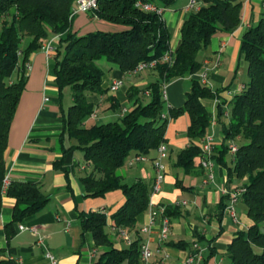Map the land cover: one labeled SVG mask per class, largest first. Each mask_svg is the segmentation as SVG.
Here are the masks:
<instances>
[{"label": "trees", "instance_id": "obj_1", "mask_svg": "<svg viewBox=\"0 0 264 264\" xmlns=\"http://www.w3.org/2000/svg\"><path fill=\"white\" fill-rule=\"evenodd\" d=\"M74 0H0V210L5 195L14 200L12 220L6 225L7 237L12 225L42 211L49 201L32 183L9 182L2 193L5 179L4 153L8 134L23 91L25 64L31 53L40 50L50 35H64L54 54V82L59 94L65 87L71 90L72 104L62 110L63 134L74 141L72 149L83 155L85 175L81 178L85 195L101 198L120 190L123 205L112 215L102 211L80 214L82 229L91 235L94 246L105 248L93 264H141L140 243L135 240L116 248L105 229H131L136 217L149 205L151 186L143 181L122 182L117 171L127 159L147 156L164 143L168 117L163 113L162 92L171 81L199 73L198 59L211 38L218 33H232L240 23V0H201L203 5L192 11L180 28V40L172 53V64L161 62L169 52L170 32L161 16L135 7L137 2L167 9L176 0H99L91 17L123 27L116 33L94 32L83 36L71 33L70 18ZM264 6V0H263ZM14 13L11 14V10ZM240 52L246 63V82L240 94L218 105V118L223 106L229 108V124L223 126L220 154L228 152L227 142H237L230 173L246 179L240 198L246 206L252 225L239 233L229 244L227 264H264V12L258 22L248 28L242 38ZM158 60L153 70L158 80L144 89H133L131 108L118 120L104 124H83L94 112L88 95H101L103 72L98 62L105 61L123 73H132L137 64ZM16 81H12L14 72ZM148 92V101L138 97ZM214 94L199 81H193L181 108L169 110V117L189 116L187 137L189 146L179 152L175 166L190 170L200 157L199 143L205 137L210 119L202 101ZM114 110L118 104L112 103ZM121 112V110H120ZM62 144V141L60 140ZM215 159V156H213ZM169 209H165L168 218ZM116 236H119L115 232ZM0 264H18L1 259Z\"/></svg>", "mask_w": 264, "mask_h": 264}, {"label": "crops", "instance_id": "obj_2", "mask_svg": "<svg viewBox=\"0 0 264 264\" xmlns=\"http://www.w3.org/2000/svg\"><path fill=\"white\" fill-rule=\"evenodd\" d=\"M240 1L238 27L232 33L214 35L209 45L198 54L202 70L207 71L206 88L214 94L213 99L202 101L210 119L205 137H214L213 183L202 185L204 173L198 166V160L188 171L175 166L177 154L190 144L187 137L190 121L187 114L169 117L170 109H178L184 105L186 93L193 81H199L201 70L195 75L175 79L164 88L163 113L168 117L164 133L167 158L163 162L166 169L161 189L155 194L150 193L149 203L153 209L161 206L169 209L167 240L162 245L158 243L159 219L148 226L149 206L136 217L135 225L125 230L126 238L116 236L110 220L107 222L105 231L116 248L135 240L148 244L153 252L149 264H227L229 244L252 225L241 198L234 206L235 221L226 210L229 204L228 192L243 188L246 179H238L236 174L229 172L233 165L229 152L220 154L222 128L229 124L230 118L227 105L223 106V115L218 118V105L222 102L229 103L243 90L247 67L240 52L241 38L264 12L263 0ZM188 2L189 0H176L173 6L164 9L162 15L170 32L171 54L179 43L182 23L192 12L186 10ZM202 5L199 0V7ZM14 12L12 9L11 14ZM70 30L72 34L83 36L97 31L116 33L124 28L88 14H77L72 19ZM63 38L64 35L49 36L46 42L54 47L50 55L42 50L29 55L30 69L25 72L23 91L9 129L4 153L5 178L8 182L35 184L49 197V201L39 213L25 218L21 223L13 224L14 233L7 237L6 225L12 220L14 200L3 196L0 210V260L11 259L18 264H49L45 258L47 250L55 257L57 264H93L106 249L94 246L91 235L82 229L80 214L102 211L110 216L125 201L120 190L109 192L101 198L85 195L81 183L86 170L83 155L71 148L74 141L66 135L62 136V110L66 112L72 104L71 91L64 98V89L59 94L54 82L55 48ZM98 67L103 72L104 93L88 95L87 101L94 106L95 118H89L83 124L85 127L118 120L120 110L131 108L135 101L131 99L133 89L142 90L158 80L154 71L132 74L123 73L114 65L103 63ZM17 77L16 71L12 75V81H16ZM115 82L121 84L112 92L109 88ZM138 98L143 103L148 101V95ZM112 103L118 104L119 109L114 110ZM229 143L237 142L229 141L227 146ZM155 156V151H152L148 159ZM127 161L117 171L122 182L132 184L143 181L151 186L154 178L151 163L134 162L129 166ZM19 225L26 227V230L19 231ZM146 226L149 227L148 231L142 233L141 228ZM31 228H36L38 235L33 234ZM261 228L264 231V225ZM38 236L43 237L42 245L36 244ZM191 255H198L200 260L189 263L187 259Z\"/></svg>", "mask_w": 264, "mask_h": 264}, {"label": "built area", "instance_id": "obj_3", "mask_svg": "<svg viewBox=\"0 0 264 264\" xmlns=\"http://www.w3.org/2000/svg\"><path fill=\"white\" fill-rule=\"evenodd\" d=\"M99 0H74L70 18H73L77 14H88L92 15V13L97 9ZM135 7L142 9L146 12H152L157 14L158 16L163 15L164 9L158 8L152 4L149 3H141L137 2L135 4ZM199 7V0H189L188 5L186 6V10L188 11H194L198 9ZM40 50L45 52L47 55H50L54 51V47L51 45L50 42H44L41 45ZM173 56L170 52H167L162 58L161 62L172 64ZM158 60H151L146 62H140L137 64L135 69L133 70L132 74H138L145 71H150L155 68L157 65ZM25 71H28L30 69V64L27 62L24 66ZM199 81L202 86H207V71L202 70L199 74ZM120 82H115L111 85L109 88L110 91L114 92L116 91L119 86ZM145 95H148V92L145 93ZM165 98V92L163 90L162 92V99ZM45 101H47V98H45ZM128 109H122L121 114H125ZM163 119L166 117L165 114H162L161 116ZM90 118H95V114L92 113ZM213 136L204 137L200 143H199V150H200V157L198 159V166L201 168V170L204 173V178L202 180V185H208L213 183L214 180V174H213V167H214V141ZM237 150V146L233 143L228 144V152L233 156ZM156 156L152 159H148L147 156L143 155H136L132 156L128 161L127 165L131 166L134 162H146L149 161L152 165V168L154 170V178L151 185V194L157 193L161 189V184L165 176V164L164 160L167 158V152L166 147L164 143H161L156 149H155ZM8 180L5 178L2 183V193L4 194L8 187ZM242 189H238L232 192H228V198H229V204L226 207V210L229 214V216L232 218V220H236V215L234 211V206L237 202V200L240 198L242 194ZM224 194H227L225 192ZM150 207V213H149V227L155 224L157 219H159L160 222V230H159V244L162 245L168 238L169 235V219L165 216V208L164 207H157L153 209V206L149 203L148 205ZM143 227L141 228L142 233H146L149 229V227ZM19 231L26 230V227L19 225L18 226ZM114 232H117V234L120 237L126 238V231L124 229H113ZM31 231L33 234L38 235L36 228H31ZM43 243V237L38 236L36 244L42 245ZM153 252L150 250L148 244L146 243H140L139 246V257L141 264H149V260L152 258ZM45 258L48 260L49 264H57V261L55 257L48 252L45 251ZM200 260V257L198 255H191L188 257L187 261L189 263H196Z\"/></svg>", "mask_w": 264, "mask_h": 264}, {"label": "rangeland", "instance_id": "obj_4", "mask_svg": "<svg viewBox=\"0 0 264 264\" xmlns=\"http://www.w3.org/2000/svg\"><path fill=\"white\" fill-rule=\"evenodd\" d=\"M107 64V65H110V64H108V63H106L105 61H100V62H98V65H100V64ZM68 90V91H67ZM71 90H70V88L69 87H65L64 88V98H66L67 96H69V94H68V92H70ZM64 101H65V99H64ZM65 103V102H64ZM68 109V108H67Z\"/></svg>", "mask_w": 264, "mask_h": 264}]
</instances>
